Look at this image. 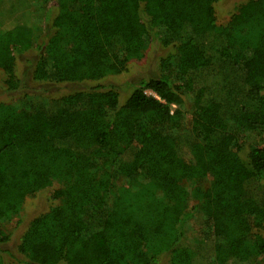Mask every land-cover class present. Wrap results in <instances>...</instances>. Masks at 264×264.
I'll return each instance as SVG.
<instances>
[{
	"label": "trees",
	"instance_id": "trees-1",
	"mask_svg": "<svg viewBox=\"0 0 264 264\" xmlns=\"http://www.w3.org/2000/svg\"><path fill=\"white\" fill-rule=\"evenodd\" d=\"M35 1L0 0L6 90L31 50L34 80L76 88L0 102V244L26 197L54 186L19 264H264V144L241 155L264 137V0L222 27L220 0H55L42 33ZM157 42L170 52L124 101L100 83ZM198 211L213 236L190 240Z\"/></svg>",
	"mask_w": 264,
	"mask_h": 264
},
{
	"label": "rangeland",
	"instance_id": "rangeland-1",
	"mask_svg": "<svg viewBox=\"0 0 264 264\" xmlns=\"http://www.w3.org/2000/svg\"><path fill=\"white\" fill-rule=\"evenodd\" d=\"M34 2L31 11L32 24L37 28L38 32L45 31V12L50 9L52 16L58 12L56 1L50 3L38 0ZM247 0H220L215 6L217 11V24L219 26H227L232 15L237 12L236 8L239 4ZM224 42V39L221 38ZM169 49L160 45V43L151 44L146 49L141 58L133 59L128 63L127 70L117 75H111L100 83L104 86H114L120 93L122 101L130 94L133 85H137L142 78L153 75L157 71V63L161 56H165ZM171 52H176L174 48ZM39 54L36 50H31L21 55L18 59L17 74L22 82V87L17 91H7L4 83V75H0V102H8L23 107L25 102V93L48 94L50 96H59L70 92L76 88L72 84H59L56 82H40L33 79V73L37 64ZM190 103V100H189ZM189 103L187 102L188 106ZM187 106V108H188ZM187 123H190L192 115L188 113ZM247 146L241 151V155L246 157L250 143L264 144L263 135L250 133L247 135ZM54 190V186L48 189L37 191L28 195L18 211L10 215V219L6 221L3 229L12 234L10 242L0 244V247L12 252L16 257L7 253L6 264H19L17 258L20 257L16 251V245L19 237L27 227L29 222L37 215L45 212L52 205L53 201L50 196ZM185 236L190 240L205 239L213 236L212 224L206 216L198 211L191 219L188 220L185 229ZM242 263H247L243 261Z\"/></svg>",
	"mask_w": 264,
	"mask_h": 264
}]
</instances>
